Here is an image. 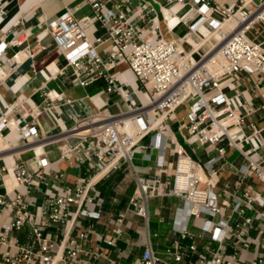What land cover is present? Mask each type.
Segmentation results:
<instances>
[{
    "label": "built area",
    "instance_id": "2783aa9c",
    "mask_svg": "<svg viewBox=\"0 0 264 264\" xmlns=\"http://www.w3.org/2000/svg\"><path fill=\"white\" fill-rule=\"evenodd\" d=\"M120 1L84 0L90 7L89 14L77 18L68 8L50 23L49 30L42 32L40 38L50 35L54 50L64 59L59 71L63 73L69 67L73 84L87 86L103 78L105 91L116 93L125 103V110L75 114L73 124L63 128L55 110L58 95L46 89L42 93V106H31L25 117L0 114V137L4 142L0 148V264H89L90 257H97V253L87 250L81 241L91 230L79 232L78 242L72 235L75 222L81 217H99V210L86 207L91 203L87 201L92 200L90 192L99 179L121 162L129 164L135 176L129 209L146 223L149 200L161 194L181 197L187 204L188 217L218 214L220 205L215 182L204 168L208 169L209 163L225 154L226 145L233 147L246 161L241 171L254 173L264 184V154H261L264 141L256 123L249 119L258 107L236 84L241 73H259L264 82V48L248 35L255 23L264 21V0L259 3L239 0L238 4L174 0L189 7L181 14L173 12L177 19L171 27L151 2L124 0L131 6L130 11H125L120 8ZM5 3L0 0V15L5 11ZM192 8L195 13L191 16ZM232 17H237L238 21L229 32L218 30L221 40L212 36L220 21ZM95 21L106 26L103 36H90ZM161 22L168 31L185 24L197 42L182 48L181 42L162 36ZM200 26L207 28L208 37ZM27 30L18 17L11 19L2 30L0 68L8 60L5 57L7 46L22 45ZM8 62L10 71L19 70L18 53L10 56ZM119 64H125L138 81L142 100L134 90L126 88L128 81H120L116 76L115 68ZM81 105L84 111L88 110L82 100ZM181 107L184 113L178 118ZM43 110L57 125L56 131L40 130L37 120ZM173 120H178L179 127L186 132L187 143L200 146L205 154L216 152L217 157H209L202 164L178 146L174 172L166 186L167 182L161 178L166 172L163 154L156 157V172L147 177L139 176L133 160L135 148L146 147L140 142L147 135H150L148 145L163 153L168 122ZM5 129L17 133V144L4 140ZM54 143H58L62 158L84 165L85 172L79 171L73 185L66 186L64 193L35 202L30 190H41L40 185L46 181L47 146ZM14 148L30 150L31 156L22 160L11 153L12 160L8 162L3 155ZM142 157L151 158L145 152ZM10 173L13 185L8 188L6 176ZM241 203L235 201V210H241ZM245 203L251 204L252 198H247ZM122 216L120 213L119 218ZM250 223L251 217L245 216L232 232L225 227L226 221L212 226L206 219L203 227H211L212 238L221 242L241 235L243 225ZM177 231L180 238H184L186 225ZM120 233V228H113L103 239L112 245ZM173 248L174 258L180 259L179 240L174 241ZM189 248L193 250L194 245L190 244ZM166 253L172 254L171 249ZM199 258L204 264H231L233 256L216 252L209 259L203 254H199ZM161 261L147 239L139 264ZM250 264H262V260Z\"/></svg>",
    "mask_w": 264,
    "mask_h": 264
},
{
    "label": "crops",
    "instance_id": "0c3cea01",
    "mask_svg": "<svg viewBox=\"0 0 264 264\" xmlns=\"http://www.w3.org/2000/svg\"><path fill=\"white\" fill-rule=\"evenodd\" d=\"M4 13L0 15V36L10 20L18 17L28 29L26 40L20 46H7L5 57L7 61L0 68V114L9 113L13 117H25L31 106H42L43 90H50L51 94H57L55 110L58 114L60 125L63 128L73 124V115L86 114L105 110L116 113L125 110L126 106L122 99L114 92L105 91L106 82L99 78L87 86L75 85L71 81L72 72L67 67L63 73L59 70L64 64L62 55L56 53L49 34L42 38V32L49 30L50 23L61 16L68 8L73 11L77 18L90 13V7L84 0H5ZM117 2L120 0H116ZM136 1V0H134ZM151 2L158 14L168 15L177 19V14L188 9V4L177 3L174 0H147ZM171 1V2H169ZM251 3H259L262 0H243ZM222 4H238L239 0H211ZM120 8L130 11L128 1H120ZM77 7V9H75ZM195 13V8L190 10L189 15ZM168 16V18H170ZM167 22V20H166ZM168 26L173 23L167 22ZM200 29L206 31L205 26ZM106 26L99 21L93 22L90 36H103ZM179 31V33L177 32ZM204 31V32H205ZM259 32L264 38V21L257 22L249 30ZM177 32L178 35H174ZM162 36L166 39H175L189 47V43H196L197 39L189 33L187 26L178 24L172 31H168L164 22H161ZM179 37V38H178ZM264 47V39L262 41ZM196 45V44H195ZM100 47L98 49L100 50ZM18 53L20 64L17 72L10 71L8 61L10 56ZM33 54V55H31ZM116 76L120 81H128V90H134L142 100L140 85L125 64H119L115 68ZM4 74V78L3 75ZM237 87L243 90L244 95L254 101L257 111L250 116L260 129L261 138L264 141V82L259 73H241L237 80ZM81 100L88 105L84 111ZM178 118L183 115L184 109H178ZM39 128L42 131L58 129L50 115L43 110L38 116ZM175 126V127H174ZM2 136L11 144H17V133L6 129ZM186 132L179 127L178 120L168 122L165 147L163 153L155 147L148 145L150 135L145 136L137 146L133 160L134 168L141 177L153 175L156 170V157L163 154L165 173L161 175L168 186L174 172L176 161V149L182 146L191 158L202 164L209 157H217L216 152L205 154L202 148L196 144L185 141ZM154 141V139H153ZM4 142L0 137V148ZM50 144L47 146L49 164L45 168L47 179L40 185L41 190L31 188L30 196L35 202H43L48 196L64 193L66 186L73 185L74 176L80 171L85 172V166L75 161L62 158L59 151ZM246 148L247 144L242 143ZM223 156L216 158L204 168L206 175L215 182L214 190L218 195L220 212L214 216L201 214L199 216H187V204L178 196L161 194L149 200V218L145 220L129 209V199L135 188V176L131 166L121 162L117 168L109 171L99 179L94 190L90 192L91 203L86 207L90 210H99L98 218L81 217L75 222V230L72 235L80 242L79 232L87 231L83 246L87 250L97 253V257H90L89 264H139L141 253L147 239L150 240L154 251L162 261L159 264H204L199 258L203 254L207 259L216 252L225 256H233L231 264H250L259 259L264 264V184L262 180L252 172L243 173L242 165L246 163L243 157L231 146L226 145ZM149 153V160L142 157V153ZM11 153L22 160L31 156V151L24 148H14L4 158L12 160ZM264 154V144L261 148ZM256 157L258 155H255ZM1 164V161H0ZM8 188L13 184L11 173L6 176ZM0 191L2 189L0 188ZM252 198L251 204H246L247 198ZM240 200V211L235 210L234 204ZM263 201V202H262ZM123 216L119 218V214ZM245 216L251 217V223L243 225V233L236 238H225L221 242L211 236V227H203L205 220H210L214 226L218 221H226V228L234 232L235 225L241 224ZM186 225L187 234L180 238L178 228ZM113 228H120L121 233L115 236L114 244H107L103 236L111 233ZM53 230V229H51ZM179 240L181 258H174L173 243ZM193 244L194 249L189 245ZM171 249L172 254L166 253ZM90 256V255H89ZM229 258V257H227Z\"/></svg>",
    "mask_w": 264,
    "mask_h": 264
},
{
    "label": "bare ground",
    "instance_id": "6f19581e",
    "mask_svg": "<svg viewBox=\"0 0 264 264\" xmlns=\"http://www.w3.org/2000/svg\"><path fill=\"white\" fill-rule=\"evenodd\" d=\"M163 16L165 17V19L167 20V22H170L171 21V23H173L174 24V22H175V20H176V18L175 17H170L171 16V14L170 13H168V15H164L163 14ZM168 16L170 17V18H168ZM238 21V19H237V17H232V18H230V19H225V20H223V21H220L219 22V26H218V29L217 30H215L214 32H211V34H212V36H214L216 39H218V40H221V38H222V36H220V34H218V30H223L224 32H229L235 25H236V22ZM172 24V25H173ZM201 30V29H200ZM204 31H205V29H204ZM203 30H201V32H203L205 35H207V37L210 35L209 33H208V31H207V29H206V31L204 32ZM260 44H261V46L263 47V45H262V42H260ZM197 45V44H196ZM181 47L182 48H186L187 47V45L186 44H184L183 42H181ZM264 48V47H263ZM36 150H38L37 148H36ZM189 156V155H188ZM202 174V173H201ZM13 185V184H12ZM11 185V186H12Z\"/></svg>",
    "mask_w": 264,
    "mask_h": 264
},
{
    "label": "rangeland",
    "instance_id": "374dc122",
    "mask_svg": "<svg viewBox=\"0 0 264 264\" xmlns=\"http://www.w3.org/2000/svg\"><path fill=\"white\" fill-rule=\"evenodd\" d=\"M178 33H179V31H177ZM177 32H174V35H178V33ZM253 34H252V36H251V38L253 39V40H255V41H257V42H259V41H262L264 38H261L260 37V35H259V32H252ZM179 38V37H178ZM175 127V126H174ZM55 145V147L57 148V144L58 143H54ZM58 150V149H57Z\"/></svg>",
    "mask_w": 264,
    "mask_h": 264
}]
</instances>
